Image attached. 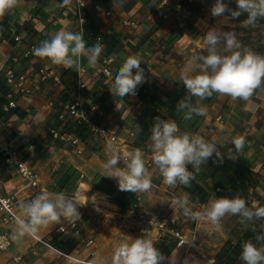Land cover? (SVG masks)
Here are the masks:
<instances>
[{
  "label": "crops",
  "instance_id": "crops-1",
  "mask_svg": "<svg viewBox=\"0 0 264 264\" xmlns=\"http://www.w3.org/2000/svg\"><path fill=\"white\" fill-rule=\"evenodd\" d=\"M84 1V40L87 46L91 47L95 44V35L101 38L103 46L101 55L113 58L111 64L113 80L105 81L104 78L98 77V65L90 67L87 57H81V62L87 65L90 76L88 88L81 96L85 105L96 101L105 115L113 117L118 127L123 126L124 129H114L124 142V145L120 146L122 151L129 153L140 149L144 154L145 164L147 162L152 164L149 137L157 116L163 120L175 121L181 132L198 134L216 143L221 152L233 148L229 140L240 137L241 133L252 136V139L247 141L248 144L260 141L262 143L260 147L264 149V93L259 90L249 101L237 100L222 110L219 107L224 121L222 124L215 121L217 104L214 102L211 107L212 103L207 99L192 98L191 102L194 105L206 109V115L202 116L194 129H187L185 121L176 118L172 111V103L179 96L186 95V89L180 81L181 73L188 71L191 74L194 68L196 71L199 70L194 58L197 49L205 44V32L211 27L227 26L221 23L222 18L211 15L210 9L215 0H194L191 6L183 9L175 8V0H166L164 6L160 5L162 0ZM224 2L230 8H236L235 0ZM95 4L101 6V12L94 11ZM73 7V0L67 4H64L63 0H18L17 6L8 10L7 15L0 19V98L6 90L1 70L10 53L14 51L21 55L28 42H34L38 47L41 41L50 39L60 31L75 33L76 19L72 12ZM106 12L109 15H106ZM162 15H165L166 19H163ZM123 21H129L132 25H124ZM17 35L22 38L19 44H15L13 40ZM129 56L141 58L145 80L137 87L135 95L119 96L115 94L114 77L116 70ZM44 62L60 72L61 85L53 87L46 83L40 84L31 95L15 96L16 108L3 111L0 106V144L18 151L27 165L38 175L37 195L47 192L53 199L57 194L73 199L79 207L81 218L75 220L61 218L59 222L39 226L33 234L41 242H37L29 234L18 236L16 234L18 225L0 226V234L7 233L11 242L7 251L0 256V264H102L103 261L97 262L95 258H86L88 254H92V248L81 246L82 243L76 242L67 257L51 246L52 240L57 241L61 238L55 233V229L69 221H76L82 234L81 239L91 240V243L93 240L101 239L99 241L104 240V244L115 242L119 245L124 241L121 239L124 229L117 227L115 223H106L123 216L118 204L104 192L93 190L90 186L91 180L97 178L118 187L115 179L106 177L108 172L104 164L109 158L106 152L98 149L99 152L94 153L85 145L83 155L78 156L71 146L51 141L46 133L48 127L57 128L60 125L56 119L57 111L61 104L76 98L77 88L74 68L65 69L46 58ZM27 65L28 63L23 61L20 68L25 69ZM69 71H72V75ZM103 87H107L108 92L102 93ZM50 100L54 102L52 109L47 106ZM88 117L95 123L102 122L95 116ZM125 128L133 132V137L127 135ZM28 145L34 147L30 154L26 151ZM250 147L233 153L230 160L247 163L249 167H253L254 172H257L264 163V154L255 145ZM257 151L261 152L260 157L255 155ZM117 167L123 169L124 165L120 162ZM70 173L76 179L74 182L79 183L78 186L71 190L60 188L58 185L63 181L64 175L68 176ZM23 185L24 182L15 169L0 162V193L9 195L20 190ZM254 187L256 193L252 195L255 199L254 205L257 206L264 198V184L259 182ZM23 193L20 192L18 195ZM181 195L190 198L183 192ZM127 212H131V209H127ZM22 216L25 217L23 214ZM95 221L98 227L92 228ZM97 228L98 234L91 235ZM149 231L152 230L147 229L146 233L149 235L146 236L154 244L156 238ZM188 231L186 229V232ZM113 232L116 233L114 238L111 234ZM130 234L129 237L134 239L136 232ZM74 239L78 241L80 238ZM17 256L20 257V261L15 263L12 258ZM169 257L166 258V264H174L175 261L169 263ZM183 260H180L181 264L185 262ZM210 260L213 259L206 258V261ZM199 263L209 264L202 260H199Z\"/></svg>",
  "mask_w": 264,
  "mask_h": 264
},
{
  "label": "clouds",
  "instance_id": "clouds-1",
  "mask_svg": "<svg viewBox=\"0 0 264 264\" xmlns=\"http://www.w3.org/2000/svg\"><path fill=\"white\" fill-rule=\"evenodd\" d=\"M64 4L70 0H63ZM18 0H0V16L17 6ZM236 8L232 9L224 0H215L210 12L213 17L222 18V24L230 27L231 21L237 20L243 13L247 18L241 23L254 26L258 19H264V0H235ZM84 23V21H83ZM207 55L194 58L199 69L190 74L184 71L180 81L186 89V95L177 102V109L185 111L184 119H191L193 115H206V109L194 105L193 97L204 100L214 94L227 95L233 100L249 101L259 90L264 93V55L251 50L241 49L240 42L231 31H224L223 27L208 28L204 34ZM103 46L97 42L87 46L83 32L60 31L50 39L41 41L34 48V55L46 58L53 64L62 65L65 69L80 70V58L87 57L90 67H95L101 55ZM221 50L224 53L221 54ZM198 62V63H197ZM141 58L129 56L116 70L114 77L115 94L119 96L135 95L136 89L145 80ZM112 92V91H111ZM150 140L152 163L169 186H189L194 179L193 171H199L200 166L215 157L214 163H222L225 157L230 159L233 153L243 150V137L231 141L233 148L221 152L216 143L206 140L198 134L181 132L175 121L163 120L158 116L154 119ZM109 156L104 164L108 172L106 177L115 179L121 191H147L152 187L150 173L145 166L143 152L135 149L121 158L111 146L105 149ZM123 161L124 168L117 167ZM78 199V197H77ZM182 210L184 216L199 220L207 217L217 228L225 215L239 216L240 222L264 221V207L250 208L246 201L239 196L220 197L209 201L202 211L194 212L186 198L174 201ZM77 204L63 194H57L53 199L47 192L38 194L34 199L21 205L26 219L18 221L17 235L33 234L39 226H47L52 222H59L61 218L75 220L81 218ZM264 228V224L261 225ZM258 247L251 240L242 245L240 259L244 264H264V236H257ZM112 264H166V257L154 246L152 240L141 235L130 241H122L115 249ZM185 264H188L187 260Z\"/></svg>",
  "mask_w": 264,
  "mask_h": 264
},
{
  "label": "rangeland",
  "instance_id": "rangeland-1",
  "mask_svg": "<svg viewBox=\"0 0 264 264\" xmlns=\"http://www.w3.org/2000/svg\"><path fill=\"white\" fill-rule=\"evenodd\" d=\"M246 18L247 14L243 13L237 20H233L230 22V27L227 25L223 28V30L231 31L235 34V38L241 44V49L238 50L243 51L244 49H248L256 54L264 55V19H258L254 26L245 27L241 23V21ZM195 54L196 57L207 55L206 43L203 44V47L198 48ZM221 54L223 55L228 53H224L223 50H221ZM237 100L242 101V99L239 98L233 100L227 95L220 94H214L212 97L207 98L208 102H215L217 104V111H219L220 108L222 110L223 108H228V106L230 107V105H232V103L236 102ZM57 128L64 131H70L74 129L71 124L64 123H60ZM240 137H243L245 140L243 149L255 145L259 149V151H263L264 154V149H261L260 147L262 146V143H260V141H258V143L252 142L251 144H248L247 141H250V139H252V136L242 135L241 133ZM231 141L229 140V142ZM259 143L260 145H257ZM86 145H88V148L97 150L99 149L102 151L101 141L96 135H91L88 138ZM259 151H257V154L255 155H258L260 157L262 154L261 152L259 153ZM145 166L150 173L152 184V187L147 191H139L136 193L121 191L115 186L109 185L104 181L102 182L97 178L92 179L90 183V186L93 190L94 188H97L103 189L109 193L116 192L114 199H117L119 202L123 203L124 207L122 206L121 209V211L123 212V216L119 217V219L116 218L118 220L111 219L112 221H106V223H115L117 227L120 226L124 229V233L122 234L121 238L122 240L130 241V233L135 232V238L141 236L142 234L149 235L146 233V230L149 229L152 230L149 231V233H153L156 238L154 243H160L162 241H164L165 243H176L174 249L168 255V257L171 255L168 260L169 263H173V261H175L174 264H181L180 260L184 259L183 261L187 260L188 264H200L199 260L209 263V261H206V258H212L214 261L215 256L221 248L227 246V244L229 246L233 245V243L238 240L241 233L248 228L249 222L241 223V218L239 216L225 215L220 221L219 228L213 225L212 222L207 219V217L202 216L199 220H192L184 216L182 210H180L176 206L172 197L168 194V190H178L177 187H172L165 183H162L163 178L159 174L158 170H156L153 163L149 166L145 164ZM250 168V171L252 173L251 181L254 185L252 186L251 184H247V195L256 193V187L254 186H256L259 182H263L264 184V163L260 166V169H258L257 172L253 171L252 166H250ZM260 171H262L261 174ZM71 184V187H74L78 186L79 183H75L74 179H72ZM179 191L181 190H178L177 192L178 199L186 198L189 202V206L196 211H202L204 206H206L210 200L215 198H231L239 196L240 198H243L245 200L247 197V195L240 194L239 192H237L236 195L226 196L225 194H223V192L214 190L213 194H211L206 204L202 205V207L195 208V202L193 201V198H191L187 193L181 191L188 195L190 198L185 197L181 195V192ZM123 193L129 194V197L126 198V196H123ZM136 198H139V200L137 201ZM134 203L136 204L135 206H133ZM254 203L255 202L249 204L246 202L247 206L250 208L256 207ZM129 208L131 209V212H127V209ZM94 227H98L96 221L95 225L92 226V228ZM186 229H188L189 231L186 232ZM93 231L94 232L91 233V235L96 236L98 234V228L94 229ZM175 232H178L179 235L183 236V240L186 241L185 244H182L180 246L178 245V239L173 235ZM111 234L114 238L116 233L114 234L113 232ZM137 234H139V236ZM59 236H61V238H70V236L66 234ZM81 237L82 234L80 233L79 236H77V238L80 239L76 241L73 238V240L77 242V244L82 243L81 246L86 245L92 248V254H88V256L86 257L87 259L95 258L97 262L103 261L102 264H112L114 252L116 247L118 246L115 242H106L104 244V240L99 241L101 239H97L96 241L93 240L91 244H87V241H84L83 239H81ZM6 251H4L3 253H5ZM3 253H0V256L3 255ZM236 261L237 264H244L240 257Z\"/></svg>",
  "mask_w": 264,
  "mask_h": 264
},
{
  "label": "built area",
  "instance_id": "built-area-1",
  "mask_svg": "<svg viewBox=\"0 0 264 264\" xmlns=\"http://www.w3.org/2000/svg\"><path fill=\"white\" fill-rule=\"evenodd\" d=\"M73 15L76 19V28L75 33L84 32V23L85 21L83 10L85 7L84 0H73ZM185 3L183 5V3ZM194 3V0H175V8L183 9ZM166 4V0L161 1V6ZM94 11L101 12L102 8L99 4L93 6ZM8 11L0 16L4 18L7 15ZM106 15H109L106 12ZM163 19H166L165 15H162ZM124 25H132L129 21H123ZM15 44H19L22 41L20 36H15L13 38ZM95 44L99 42L101 44V38L97 35L94 36ZM102 45V44H101ZM36 43L28 42L25 46V49L22 51L21 55H18L16 52L10 53L8 58L4 61V67L1 70V75L3 79V84L6 87L5 92V102L2 105L3 111H9L16 108L15 96H28L31 95L33 90L38 87L40 84L46 83L50 84L53 87L61 85V74L55 68L44 62V58H40L34 55V48H36ZM102 54V52H101ZM26 61L28 63L27 68L21 69V63ZM113 58L111 56L100 55L98 59L97 67V76L102 77L107 80H113V73L111 70V64ZM76 71V88L77 95L76 98L72 101L64 102L61 104L60 109L57 111L56 119L60 123L64 124H74V125H83L87 128L91 135H96L102 144V150L105 152L107 146H111L115 152L123 158L126 154L120 149V146L124 145L121 138L118 136L115 128L124 129L123 126L116 123L113 117L105 115V112L101 109L98 103L91 102L88 105H85V102L81 96L82 92L87 90L89 85V72L88 67L80 58V70ZM115 90V89H114ZM108 92L107 87L102 88V93ZM214 103V102H213ZM213 103L211 107H213ZM47 106L52 109L54 108V102L48 101ZM86 106V107H85ZM88 115L95 116L97 119L101 120V123H95L91 121ZM215 121L219 124H222L223 116L218 111L215 115ZM126 133L129 137H133V132L125 128ZM46 133L50 140L54 142H62L71 146L76 155L81 156L84 152V147L86 142L82 141L74 133L69 131H64L59 128L48 127ZM33 145H28L26 148L27 153L33 152ZM0 155L2 156L1 164L5 166H11L15 169L17 175L24 182L23 187L11 193L9 195H3L0 193V226H7L10 224L18 225L20 219H26L22 216L21 205L25 202H28L34 199L37 196V191L39 188V178L35 171L27 165L25 159L20 156L19 152L10 149L8 146H2L0 144ZM123 163L122 159L120 161ZM124 165V164H123ZM147 166L151 165L150 162H147ZM23 193L20 196L19 193ZM178 190H168V194L172 197L173 201L178 199L177 197ZM138 201L139 198H136ZM255 199L249 197L246 202L252 204ZM136 204L134 203L133 206ZM195 208L202 207L201 204H195ZM196 212L195 209H192ZM55 233L59 235H69L72 238H76L80 234V229L76 221H69L67 224L60 225L55 229ZM37 242H41L34 234H29ZM178 239V245L185 244L186 241L183 240V236L179 235L178 232L173 234ZM91 240L87 241V244H90ZM10 237L7 233L0 234V253H3L10 247ZM46 246H48L45 243ZM68 256V255H64ZM13 262H18L20 257L12 258ZM210 264L213 263V260L209 261Z\"/></svg>",
  "mask_w": 264,
  "mask_h": 264
},
{
  "label": "trees",
  "instance_id": "trees-1",
  "mask_svg": "<svg viewBox=\"0 0 264 264\" xmlns=\"http://www.w3.org/2000/svg\"><path fill=\"white\" fill-rule=\"evenodd\" d=\"M184 4L185 3H183V5ZM69 74L72 75V71H69ZM182 96L183 95L179 96L172 103L171 105V107L173 108L172 111L174 112L176 118L185 121L187 129H194L198 125V123H200L202 116L193 115L191 119H184L186 110L180 111L177 109V102L181 98H183ZM4 98H5V93H3V95L0 98L1 107L2 104L4 103ZM71 125L74 127V129L68 131L74 133L82 141L87 142L88 138L91 136L87 128L83 125H78V126L74 124ZM90 150H92V152L94 153L99 152L97 149H93V148H90ZM214 159L215 157L210 158L207 163L202 164L198 172L194 171L191 165H188L189 170L193 171L194 179L191 180L189 186L185 187L183 185H177L176 186L177 189L187 193L191 198H193V201L201 205H204L208 202V199L211 196V194H213L214 190H219L223 192V194H225L226 196L236 195L237 192H239L240 194L247 195V187H248L247 184L248 185L251 184L252 186L254 185L253 182L251 181L252 173L250 171L249 164L234 162L228 159L227 157H225L222 163H214L213 162ZM1 161H2V156L0 155V162ZM72 179L76 181L72 173L68 174V176L64 175L63 181L60 182L58 186L60 188H68L69 190H71L73 188L71 187ZM98 180L102 182L104 181L109 185L115 186L104 179H98ZM94 189H96L97 191L104 192L105 194L110 196L111 199L116 204H118L120 209H122V206L124 207L122 202H119L117 199H114L116 192L109 193L103 189H97V188ZM123 196H126L127 198L129 197V194L123 193ZM249 197H253V195L251 194L247 195L245 201ZM256 207H264V198L263 200H261V202L257 204ZM262 224H264V221L261 220L249 222L248 228L241 233L238 240L235 243H233V245L229 246L227 244V246L220 249V251L215 256L213 263L237 264L236 260H238V258L241 255L242 245L244 242L248 240H251L254 244H256L259 247L260 243L257 241L256 237L264 236V228L261 227ZM175 244H176L175 242L165 243L164 241H162L160 243H154V246L167 258L168 255L171 253V251L174 249ZM75 245L76 242L71 237L70 238L64 237L57 241L54 240L51 241V246L56 250L62 252L64 255H68L73 250Z\"/></svg>",
  "mask_w": 264,
  "mask_h": 264
},
{
  "label": "bare ground",
  "instance_id": "bare-ground-1",
  "mask_svg": "<svg viewBox=\"0 0 264 264\" xmlns=\"http://www.w3.org/2000/svg\"><path fill=\"white\" fill-rule=\"evenodd\" d=\"M99 199V198H98ZM98 199H96V200H98Z\"/></svg>",
  "mask_w": 264,
  "mask_h": 264
}]
</instances>
